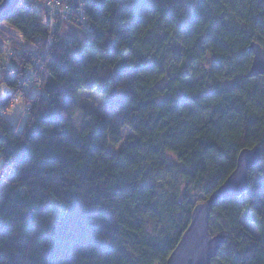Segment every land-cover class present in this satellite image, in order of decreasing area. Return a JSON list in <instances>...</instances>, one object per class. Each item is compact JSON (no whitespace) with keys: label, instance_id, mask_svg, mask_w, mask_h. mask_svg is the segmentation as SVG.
Listing matches in <instances>:
<instances>
[{"label":"trees","instance_id":"trees-1","mask_svg":"<svg viewBox=\"0 0 264 264\" xmlns=\"http://www.w3.org/2000/svg\"><path fill=\"white\" fill-rule=\"evenodd\" d=\"M70 4L48 52L39 10L0 23V65L14 52L0 87L26 113L20 128L0 107V264H166L194 207L256 146L248 190L212 208L210 231L226 236L212 264H264V75L246 76L264 0H83V40L61 35L81 26ZM82 91L105 107L77 133ZM125 128L136 140L111 150Z\"/></svg>","mask_w":264,"mask_h":264},{"label":"water","instance_id":"water-1","mask_svg":"<svg viewBox=\"0 0 264 264\" xmlns=\"http://www.w3.org/2000/svg\"><path fill=\"white\" fill-rule=\"evenodd\" d=\"M20 1H0V23L20 4ZM248 50L252 52L253 59L246 76L264 75V48L253 42ZM261 158L262 149L258 146L243 149L239 153L235 170L210 197L194 207L190 223L166 264H212L226 239L225 234L213 235L210 231L212 208L217 201L238 197L248 190L249 171L260 162Z\"/></svg>","mask_w":264,"mask_h":264},{"label":"rangeland","instance_id":"rangeland-1","mask_svg":"<svg viewBox=\"0 0 264 264\" xmlns=\"http://www.w3.org/2000/svg\"><path fill=\"white\" fill-rule=\"evenodd\" d=\"M1 28L4 32H6L8 36H11L13 38L16 36L15 38H19L16 30L12 29L11 26H9L7 23L1 24ZM82 30H83V26H79L76 24H67L62 28L61 35L62 37L67 38V39L83 40L84 34ZM18 44H20L21 48L24 50H26L25 47H30V45H28L25 42L23 43L19 42ZM0 89H2V91H0V97L6 96L7 87L3 85ZM80 97H81V99L79 100L80 108L75 116V126H76L77 133L81 131L83 124H84V120H83L84 111L90 110V109H96L99 111H103L105 107L104 101L95 92H93L92 94H88L86 91H82L80 92L79 98ZM6 115L14 124H18L20 128L23 127L25 119H26V113H24V107L21 108L18 105L17 108L12 113H7ZM131 139L136 140L135 134L130 129L125 128L123 130L121 143H119L118 145H111L110 149L113 151L125 149L129 140ZM3 185L4 184H2V186L0 187V193H1V190L3 189ZM53 201L55 200L50 195L49 197L50 206ZM59 210L60 209L56 207V211H54V213L59 214L60 213ZM247 225L253 232L257 233V230L253 225L251 224H247Z\"/></svg>","mask_w":264,"mask_h":264},{"label":"built area","instance_id":"built-area-1","mask_svg":"<svg viewBox=\"0 0 264 264\" xmlns=\"http://www.w3.org/2000/svg\"><path fill=\"white\" fill-rule=\"evenodd\" d=\"M70 1L71 0H21L20 1L19 5H21L26 9L39 10L42 24L49 26V42L45 48V52L49 51V48L51 46V40L54 38V32L56 30V27L60 25V23L72 21L73 12ZM74 1L79 3V8H78L79 11L76 20L81 24V26H83V31L86 34L88 35L92 34L93 29L86 21L83 13V0H74ZM11 28L14 29L13 27ZM16 32L19 38H15V40L18 41V43L25 42L28 45H30V47H25L27 51H32V52L37 51V47L33 43L25 40L19 31L16 30ZM12 54H14V52H11L10 56ZM10 56H8L7 61L4 63V65H0V73L4 70L5 66L9 65ZM29 75H32V68H28L25 79ZM17 96L18 95H14L11 98V100Z\"/></svg>","mask_w":264,"mask_h":264},{"label":"clouds","instance_id":"clouds-1","mask_svg":"<svg viewBox=\"0 0 264 264\" xmlns=\"http://www.w3.org/2000/svg\"><path fill=\"white\" fill-rule=\"evenodd\" d=\"M41 87H43V85H41ZM0 91H2V89H0ZM23 94L21 93L20 95H18L17 97H14L10 104L4 109L5 112L7 113H12L14 110V108H17V106L19 105L21 108L24 107L25 102L22 99ZM27 103H30V101H27Z\"/></svg>","mask_w":264,"mask_h":264},{"label":"snow or ice","instance_id":"snow-or-ice-1","mask_svg":"<svg viewBox=\"0 0 264 264\" xmlns=\"http://www.w3.org/2000/svg\"><path fill=\"white\" fill-rule=\"evenodd\" d=\"M11 102V99L7 96L4 97H0V107H4L6 108ZM16 108H14L13 110H15Z\"/></svg>","mask_w":264,"mask_h":264},{"label":"crops","instance_id":"crops-1","mask_svg":"<svg viewBox=\"0 0 264 264\" xmlns=\"http://www.w3.org/2000/svg\"><path fill=\"white\" fill-rule=\"evenodd\" d=\"M1 87H2V86H1ZM1 87H0V88H1ZM8 93H9V92H8V90H7V93H6V94H8Z\"/></svg>","mask_w":264,"mask_h":264}]
</instances>
